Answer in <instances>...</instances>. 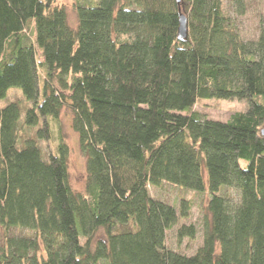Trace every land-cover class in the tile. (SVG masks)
<instances>
[{"label": "trees", "instance_id": "obj_1", "mask_svg": "<svg viewBox=\"0 0 264 264\" xmlns=\"http://www.w3.org/2000/svg\"><path fill=\"white\" fill-rule=\"evenodd\" d=\"M55 2L0 0V101L25 100L0 107V264H264V19L244 40L222 0H75L72 27ZM200 99L248 108L219 122ZM64 109L84 193L62 136L56 155L40 147ZM163 183L209 194L193 255L167 247L192 202L153 198Z\"/></svg>", "mask_w": 264, "mask_h": 264}, {"label": "rangeland", "instance_id": "obj_2", "mask_svg": "<svg viewBox=\"0 0 264 264\" xmlns=\"http://www.w3.org/2000/svg\"><path fill=\"white\" fill-rule=\"evenodd\" d=\"M222 1L224 13L230 16L241 38L244 40L255 39L264 19V0H245L242 4V9L236 7L235 4H231L230 0ZM55 5L64 7L69 24L75 27V0H56ZM20 99L24 100L20 90L11 88L8 90L6 98L0 101V107H4L9 101ZM21 104L22 107L27 106L23 101ZM247 108L248 103L244 100L200 99L193 107V110L199 112L207 119L226 122L233 113L245 112ZM24 113L25 108H22L21 118H24ZM50 132V138L46 141H40L43 155L46 156L48 153L56 155L60 134L69 147V183L75 192L84 193L86 184L85 157L80 152L77 134L72 129L71 113L69 110L64 109L62 111L57 124L51 122ZM240 165L244 168L246 162L241 160ZM150 193L153 198L165 200L172 205H177L180 198L192 202L189 218L187 220H179L178 224L171 231L167 232L166 243L167 247L171 250L187 256L193 255L201 244L200 226L206 212L205 206L209 197L207 190L205 189L204 192H196L163 183L159 188H150ZM182 224H191L197 227L198 232L194 240L183 239L180 243L177 242L176 230ZM8 234L30 236L32 233L28 230L11 229L8 231ZM4 238V232L0 228V248L4 245ZM99 239H104V233L101 229L96 233L93 242Z\"/></svg>", "mask_w": 264, "mask_h": 264}, {"label": "water", "instance_id": "obj_3", "mask_svg": "<svg viewBox=\"0 0 264 264\" xmlns=\"http://www.w3.org/2000/svg\"><path fill=\"white\" fill-rule=\"evenodd\" d=\"M179 37L181 39H184L187 35V24H186V18L184 15H180V20H179ZM261 134L264 137V130L261 131Z\"/></svg>", "mask_w": 264, "mask_h": 264}]
</instances>
